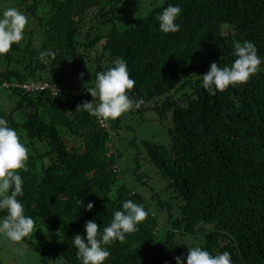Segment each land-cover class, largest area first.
<instances>
[{"label": "trees", "instance_id": "trees-1", "mask_svg": "<svg viewBox=\"0 0 264 264\" xmlns=\"http://www.w3.org/2000/svg\"><path fill=\"white\" fill-rule=\"evenodd\" d=\"M169 4L182 8L180 30L165 34L156 15ZM8 7L38 23L0 55V116L28 148V171L19 170L25 214L61 241L51 255L35 249L34 235L24 238L43 254L41 264H81L74 236L86 235L90 220L102 230L129 199L148 216L108 246L105 264H177L190 239L212 254L230 252L233 264H264V64L216 95L199 77L213 62L230 65L236 42L252 41L264 57V0H0V14ZM40 29V42L23 47ZM42 51L52 55L41 60ZM118 58L135 80L129 95L136 103L101 123L77 107L93 99L96 73ZM45 83L61 92L14 86ZM134 116L138 128H127L136 133L135 153L125 152L121 130ZM147 122L160 124L166 143L141 138ZM128 159L139 189L122 172ZM149 178L159 187L150 186V198Z\"/></svg>", "mask_w": 264, "mask_h": 264}, {"label": "clouds", "instance_id": "clouds-1", "mask_svg": "<svg viewBox=\"0 0 264 264\" xmlns=\"http://www.w3.org/2000/svg\"><path fill=\"white\" fill-rule=\"evenodd\" d=\"M182 13L178 4H169L157 13L159 30L162 33L177 32L180 25L176 20ZM29 19L16 7H8L0 14V55L8 53L13 44L24 38ZM41 60L52 55L51 51L40 52ZM232 55L233 62L227 66H218L213 62L210 70L202 78L203 87L210 95H216L229 86L246 83L264 64V57L257 53L252 41L236 42ZM81 73V77H83ZM88 90L93 97L78 105L77 111H85L95 116L101 123L115 120L131 110L135 101L129 92L135 86L130 77L127 62L118 58L113 66L99 71L91 81ZM142 103V101H140ZM28 148L21 142L16 129L9 126L8 121L0 116V237L9 242H20L34 230L35 220L25 214V208L19 197L23 196L24 178L19 170L28 171ZM84 201L81 203V206ZM93 202L87 204L91 211ZM148 212L142 204L131 199L122 202V210H115L111 222L103 227L95 220L84 225L86 235L76 234L72 239L77 249V258L81 264H105L110 256L108 246L115 241L123 242L126 235L137 231L138 225L146 219ZM177 264H233L231 253L223 251L212 254L201 246H189L186 257L177 256Z\"/></svg>", "mask_w": 264, "mask_h": 264}, {"label": "rangeland", "instance_id": "rangeland-1", "mask_svg": "<svg viewBox=\"0 0 264 264\" xmlns=\"http://www.w3.org/2000/svg\"><path fill=\"white\" fill-rule=\"evenodd\" d=\"M38 23L36 25L34 24H29L27 25L28 30H33V27H37ZM44 35V31L40 29V31L37 33L35 32L34 35H27L26 40L22 41V45H26L30 40L34 42H40L39 35ZM151 118V117H150ZM124 129L121 130V134L123 133V136L120 140V145L122 150L125 152L131 151L132 153H135V150L132 149V146L130 144V140L134 138L135 132L134 130L131 131L127 128L129 127H135V129L138 128L139 126V119L134 116V117H128V119H125L123 122ZM139 134L141 135V138L144 139H150L154 140L156 142H162L166 143V135H165V130L158 124L157 122H147V123H141L139 127ZM129 160V159H128ZM148 164V163H147ZM153 165V164H152ZM151 164L145 165L144 170L148 171L149 173L152 174V181L155 182L157 180V175L155 168ZM125 169H122V172H125L126 174V179L127 181L134 183L135 186L139 189L142 187L141 182H137V177L134 175L133 168L134 164L132 163V159H130L128 162L125 163ZM147 180V179H146ZM159 180V179H158ZM149 184V188L146 186L144 187L146 194L150 198L151 196L154 195V193L150 190V186L159 188L157 185H153L155 183H151L150 178L147 181ZM162 221L166 222V217L165 215L162 216ZM57 232L47 230L43 226L41 228L39 227H34L33 232L29 235L32 236L34 235V242L37 243L35 244V249L38 248H44L47 254L54 255L56 252L60 251L59 244L61 241L56 235ZM6 240V239H5ZM3 238H0V260L4 262V264H41V259H42V253L36 250H31L26 243L24 244L25 241H20L21 244H24L23 246H20L16 243H9L8 241L5 242ZM187 241V242H186ZM184 241V246L185 250L189 249V246L191 244L195 243L193 239L186 240ZM37 248V249H38Z\"/></svg>", "mask_w": 264, "mask_h": 264}, {"label": "built area", "instance_id": "built-area-1", "mask_svg": "<svg viewBox=\"0 0 264 264\" xmlns=\"http://www.w3.org/2000/svg\"><path fill=\"white\" fill-rule=\"evenodd\" d=\"M6 88L9 87L8 84H5L4 85ZM16 87H21V88H24L26 90H29V91H34V90H38V91H43V90H47V89H53L54 93L55 94H58L59 92H61V89H57V88H53V86L49 83H45V84H42V85H39V84H25V85H14ZM105 126L107 125L106 123L104 124Z\"/></svg>", "mask_w": 264, "mask_h": 264}]
</instances>
